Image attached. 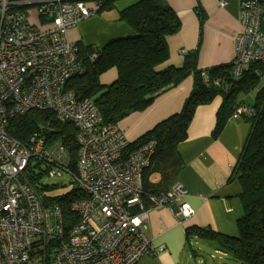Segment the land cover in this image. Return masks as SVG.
<instances>
[{
	"label": "built area",
	"instance_id": "obj_1",
	"mask_svg": "<svg viewBox=\"0 0 264 264\" xmlns=\"http://www.w3.org/2000/svg\"><path fill=\"white\" fill-rule=\"evenodd\" d=\"M262 3L242 0V30L232 60L235 79L251 61H258L264 72ZM225 4L220 1V7ZM99 7L85 0H0V264H135L141 256L155 254L153 239L146 233L144 197L148 206L175 205L181 221L196 212L183 200L179 181L163 194H145L142 174L154 140L127 151L130 141L123 130L105 123L95 103L80 99L68 86L86 72L68 30ZM30 8L36 18L45 16L48 22L35 23ZM101 54L97 48L91 57L98 60ZM31 109L51 110L73 122L75 171L61 141L34 133L21 143L7 134L8 119ZM253 114L252 106L240 103L231 117ZM34 157L47 161L50 176L71 175L84 194L71 203L78 217L68 231L59 206L46 205L27 176Z\"/></svg>",
	"mask_w": 264,
	"mask_h": 264
},
{
	"label": "trees",
	"instance_id": "obj_2",
	"mask_svg": "<svg viewBox=\"0 0 264 264\" xmlns=\"http://www.w3.org/2000/svg\"><path fill=\"white\" fill-rule=\"evenodd\" d=\"M85 1L98 3L99 13L112 9L115 0ZM118 20L126 22L135 33L112 39L98 48L102 53L98 60L91 57L97 48L77 43L78 56L86 72L73 77L68 86L80 99L90 98L105 123L118 125L130 114L144 110L158 95L187 76L193 77V88L182 109L156 123L135 141H130L127 147L128 151L154 140V152L142 174V189L145 194L160 195L177 181L183 168L177 146L186 138L195 108L211 102L217 95L222 96L212 132L214 137L217 136L234 107L244 103L240 96L258 87L260 77L264 75L263 67L258 61L249 62L240 79L233 77V62L213 66L204 72L196 67V51L186 53L180 67L170 64L168 37L178 32L180 21L166 0H133L119 11ZM111 68L116 69V78L108 84L100 83L98 76ZM250 106L254 109V114L248 117L251 131L235 167L243 203V215L237 220L239 235L231 237L210 228L187 227L185 243L190 247L192 257L199 253L191 247L192 241L206 239L215 243L216 249L224 254L223 264H264V86L256 90L255 102ZM6 132L21 143L27 142L34 133L46 140L61 141L73 158L71 168L75 171L78 145L73 122L51 110L31 109L11 116ZM33 159L41 171L34 175L29 166L27 176L36 183L46 205L59 206L68 231L78 217L71 209V203L84 194L75 187L64 194L46 195L44 190L50 187L41 181L45 172L41 163L47 168L49 165L47 161ZM146 199L144 197V203L148 207L150 204Z\"/></svg>",
	"mask_w": 264,
	"mask_h": 264
},
{
	"label": "crops",
	"instance_id": "obj_3",
	"mask_svg": "<svg viewBox=\"0 0 264 264\" xmlns=\"http://www.w3.org/2000/svg\"><path fill=\"white\" fill-rule=\"evenodd\" d=\"M133 0H115L112 9L103 10L80 21L68 30L70 41L101 48L112 39L130 36L135 31L126 22L118 20L120 10ZM180 21L178 32L168 37V62L176 67L183 63L186 53L196 51V67L205 72L213 66L232 62L237 54L236 45L242 30L240 21L242 0H166ZM30 8L33 21L44 26ZM260 30L264 34V3L261 4ZM102 84L116 78V69ZM108 70V71H109ZM106 72V71H105ZM108 79L110 82L106 83ZM264 86V75L259 85L241 95L244 103L253 105L256 90ZM193 88V77L158 95L144 110L130 114L118 126L129 141H135L148 129L168 116L178 113ZM222 102L217 95L211 102L198 105L187 128L184 141L177 146L183 168L177 181L184 186V201L195 210V214L181 221L175 205L147 207L146 233L153 239L155 254H146L135 264H180L187 227L197 226L231 236L239 235L237 220L243 215L241 184L236 165L251 131L248 117H229L221 132L213 136L216 114ZM206 240V239H204ZM210 241V240H208ZM163 249L159 250V246ZM222 256L224 254L216 249Z\"/></svg>",
	"mask_w": 264,
	"mask_h": 264
},
{
	"label": "rangeland",
	"instance_id": "obj_4",
	"mask_svg": "<svg viewBox=\"0 0 264 264\" xmlns=\"http://www.w3.org/2000/svg\"><path fill=\"white\" fill-rule=\"evenodd\" d=\"M41 23L46 24L48 19L45 16H41L40 18ZM104 74L106 77L110 74V70L100 74L98 76L99 82L102 83L104 81ZM111 79L107 78L106 83L110 82ZM35 160H31V165L33 166L32 174H36V172H40L41 168L35 166ZM42 169L45 172L41 175V181L45 184L49 185V189H45L44 192L48 196H56L60 194L67 193L71 191L73 188L77 187L76 183L73 182L71 175L63 172L62 175H54L50 176L48 174V170L50 167L47 168L45 163H41ZM191 247L196 249L199 253L197 256L192 257V251L189 246H185L183 254L181 256L182 260L180 264H223L221 260L224 258L220 253H218L211 241L204 240V239H196L193 240L191 243Z\"/></svg>",
	"mask_w": 264,
	"mask_h": 264
}]
</instances>
